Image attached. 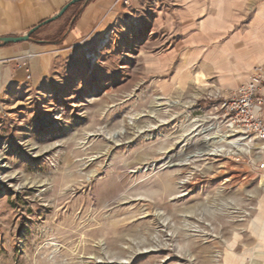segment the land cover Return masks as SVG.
<instances>
[{
	"label": "rangeland",
	"instance_id": "374dc122",
	"mask_svg": "<svg viewBox=\"0 0 264 264\" xmlns=\"http://www.w3.org/2000/svg\"><path fill=\"white\" fill-rule=\"evenodd\" d=\"M69 1L0 0L33 14L4 36ZM108 1L78 41L64 42L91 0L41 27L33 73L0 79V264H255L264 173L219 142L223 96L160 86L184 57L181 15L213 0Z\"/></svg>",
	"mask_w": 264,
	"mask_h": 264
},
{
	"label": "crops",
	"instance_id": "0c3cea01",
	"mask_svg": "<svg viewBox=\"0 0 264 264\" xmlns=\"http://www.w3.org/2000/svg\"><path fill=\"white\" fill-rule=\"evenodd\" d=\"M91 2L86 5L71 31L68 30L65 43L83 39L95 28L97 31L98 27H101L100 24L104 22L110 10L109 1ZM187 9V13L181 15L183 29L180 36L184 41V57L180 60L178 70L171 74L168 81H159L160 86L162 90H166L170 84L180 85L181 88L187 87L189 91L197 92V96H230L249 80L257 67L264 66V0H213L210 1L207 13L201 12L199 6ZM17 13L21 15L19 20L24 23L27 19L23 16L31 19L33 15L29 16L25 5L1 9L0 21L6 19L7 24H0V37L7 34V29L14 31L11 26L16 22ZM32 26L17 30L23 34ZM17 46L0 49V79H4L6 83L18 82L28 68L32 73L36 68L32 58L38 53L34 49L37 46L31 42L27 43V47ZM28 51L29 54L26 53ZM41 56L43 62L48 61L45 55ZM170 56L172 55L165 57V61L163 59V66L158 64L154 67L155 75H160L159 71L166 73V60L169 61L172 58ZM260 204L261 210L256 217L254 228L259 245L255 248L253 259L264 260V257L259 255L260 249L264 256V200ZM244 260L246 259L243 258L242 261Z\"/></svg>",
	"mask_w": 264,
	"mask_h": 264
},
{
	"label": "built area",
	"instance_id": "2783aa9c",
	"mask_svg": "<svg viewBox=\"0 0 264 264\" xmlns=\"http://www.w3.org/2000/svg\"><path fill=\"white\" fill-rule=\"evenodd\" d=\"M29 79V76L27 77ZM264 66L257 67L244 85L215 103L218 124L227 142L253 153L252 168L264 172ZM226 145V144H225ZM229 146V145H228Z\"/></svg>",
	"mask_w": 264,
	"mask_h": 264
},
{
	"label": "water",
	"instance_id": "95a60500",
	"mask_svg": "<svg viewBox=\"0 0 264 264\" xmlns=\"http://www.w3.org/2000/svg\"><path fill=\"white\" fill-rule=\"evenodd\" d=\"M90 0H70L68 3H66L64 6L61 7V9L55 14L54 16H51L45 21L40 22L39 24L32 26V28L20 36H2L0 37V49L2 47L6 46H13L20 43H30L32 42V36L40 30L41 27L47 26V24H50L52 22H55L62 18V16L65 14V12L72 6L76 5L77 3H83L87 4Z\"/></svg>",
	"mask_w": 264,
	"mask_h": 264
},
{
	"label": "bare ground",
	"instance_id": "6f19581e",
	"mask_svg": "<svg viewBox=\"0 0 264 264\" xmlns=\"http://www.w3.org/2000/svg\"><path fill=\"white\" fill-rule=\"evenodd\" d=\"M189 106L190 105H186L185 106V108L187 107V108H189ZM205 140H214V139H217L216 137H206V138H204ZM225 140H227V137H225V136H221L220 138H219V142L220 141H222V142H225ZM218 142V141H217ZM232 144V143H231ZM234 145V144H233ZM235 145H237V144H235ZM238 146V145H237ZM233 149H235L236 150V152H244L245 151V149L244 148H236L235 146L233 147ZM221 151H223V149H221ZM217 151L214 149V148H206L202 153H197V155H203V154H206V155H214L215 153H216ZM169 167V166H168ZM261 187H263L264 188V179L262 180V182H261ZM159 215V214H158ZM159 219H162L161 217H159ZM162 222L164 221V220H161ZM246 259V258H245ZM234 260H235V258L230 254V255H226V257H225V259H224V264H234ZM252 261H254L253 263H255V264H262V263H260V261L259 260H257V259H253Z\"/></svg>",
	"mask_w": 264,
	"mask_h": 264
},
{
	"label": "trees",
	"instance_id": "16d2710c",
	"mask_svg": "<svg viewBox=\"0 0 264 264\" xmlns=\"http://www.w3.org/2000/svg\"><path fill=\"white\" fill-rule=\"evenodd\" d=\"M38 44H41V43H38ZM47 44H53L54 45V43H47ZM46 43H44V44H41V45H47Z\"/></svg>",
	"mask_w": 264,
	"mask_h": 264
}]
</instances>
